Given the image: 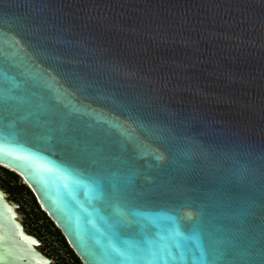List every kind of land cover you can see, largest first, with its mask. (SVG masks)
I'll list each match as a JSON object with an SVG mask.
<instances>
[{"label":"water","instance_id":"water-1","mask_svg":"<svg viewBox=\"0 0 264 264\" xmlns=\"http://www.w3.org/2000/svg\"><path fill=\"white\" fill-rule=\"evenodd\" d=\"M0 165L81 264H264V0H0Z\"/></svg>","mask_w":264,"mask_h":264},{"label":"rangeland","instance_id":"rangeland-1","mask_svg":"<svg viewBox=\"0 0 264 264\" xmlns=\"http://www.w3.org/2000/svg\"><path fill=\"white\" fill-rule=\"evenodd\" d=\"M11 175L0 168V188L7 200L17 205V214L26 233L40 242L38 250L50 259L51 264H78L59 239L57 228L42 212L25 182Z\"/></svg>","mask_w":264,"mask_h":264},{"label":"trees","instance_id":"trees-1","mask_svg":"<svg viewBox=\"0 0 264 264\" xmlns=\"http://www.w3.org/2000/svg\"><path fill=\"white\" fill-rule=\"evenodd\" d=\"M8 172V171H7ZM10 173V172H9ZM12 174V173H10ZM14 174H12L11 176H13ZM16 176V175H14ZM13 176V177H14ZM16 179V177H14ZM56 233L58 234L59 239L62 241L63 245L65 246V248L69 251V253L71 254L72 258L78 263L81 264L79 259L74 255V253L72 252V250L69 248L68 244L66 243L65 239L63 238V236L61 235V233L56 229Z\"/></svg>","mask_w":264,"mask_h":264},{"label":"bare ground","instance_id":"bare-ground-1","mask_svg":"<svg viewBox=\"0 0 264 264\" xmlns=\"http://www.w3.org/2000/svg\"><path fill=\"white\" fill-rule=\"evenodd\" d=\"M0 166H2V165H0ZM2 167H4V166H2ZM20 221V220H19Z\"/></svg>","mask_w":264,"mask_h":264}]
</instances>
